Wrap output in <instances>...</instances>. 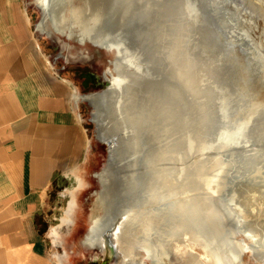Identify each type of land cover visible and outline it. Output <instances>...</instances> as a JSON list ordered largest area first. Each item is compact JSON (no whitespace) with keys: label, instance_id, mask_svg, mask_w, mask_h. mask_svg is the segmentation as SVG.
<instances>
[{"label":"rangeland","instance_id":"obj_1","mask_svg":"<svg viewBox=\"0 0 264 264\" xmlns=\"http://www.w3.org/2000/svg\"><path fill=\"white\" fill-rule=\"evenodd\" d=\"M21 1L30 18V25L38 45L43 54L49 59L52 67L59 70L62 75H69L70 79L77 85L78 90L76 91L78 93L84 94L101 89L104 84L103 79L107 75L106 68L108 65L110 66L113 54L89 42L81 44L75 38L68 39L65 35L57 33L53 28L47 33L38 32L35 29V23L40 17V9L35 0ZM135 1L137 4H133L131 11L146 10L147 21L144 22V25L149 27L154 15L153 10L157 6L156 0H145V3L144 0ZM159 1L162 5L161 28H164L168 38L166 47L168 51L172 48L171 53L174 54L175 64L178 63L176 65V70L179 73L176 81L178 91L176 92H179L177 94H180V96L178 95V99L176 97L178 108L175 119V122H179H174L173 127H171L172 125L169 123L171 121H166L164 128L169 130L166 132L164 129L167 135V137L164 135L165 138L162 141L164 143V154H162L163 157H158L157 161L160 163L161 168L174 166V170L172 169L170 174L165 172L164 175H168L170 179L175 178L177 187H163L158 190V193L152 190L148 196V202L139 208L138 215L141 214L139 218H142L145 209H155L165 202H172L176 199L177 201H186V204L185 202L183 204L182 201V204H180L181 202L178 201L180 209L181 207L184 210L190 208L189 212L191 214L193 209L200 210L202 214L199 212H196V214L203 215L204 221L201 220L202 217L199 216L200 219L197 217L198 214L197 216L194 214L196 210H193L194 215L192 214L191 219L196 216L198 218V220L196 219L197 224L189 219L190 216L184 215V217L181 214L180 217L186 220L182 218V221L179 220V226H181L179 236L162 238L156 246L153 243L151 247H138L139 254L131 260L122 259L120 264H264V128L262 127L264 125L261 124H264V118H262L263 120L258 118L264 115V0ZM121 3V0H114L110 10L116 13L121 8ZM104 17L106 18L105 21L98 25L108 34V32L115 29L113 27L118 19L109 18V16ZM139 17L141 19L143 15ZM135 22H139V20L133 21L131 25L127 26V30H124L125 33L123 32L124 35L121 36L122 32L119 29L115 30L114 33L118 37L121 36V41L128 42L129 49L135 55L131 59L133 63H139L142 72L149 74L146 57L142 50H138L139 45L135 44L139 42L140 36H143L142 31ZM211 41L212 45L210 44ZM192 44L194 49L190 48ZM214 44L217 47L220 45L219 48L222 47L223 50L217 48L216 51ZM207 45L209 46L207 47ZM210 45L214 46V53ZM185 46L188 47L187 52ZM223 46L226 47V51H224ZM209 49H212V51H209ZM220 51L223 53H220ZM225 52L226 56L224 55ZM194 53L200 55L196 56ZM193 57H197V59L206 57V59L197 61ZM222 69L224 70V76L221 75L220 77L216 73L222 74ZM230 69L232 70L229 71ZM225 70H228V74ZM229 74L230 76H228ZM189 76L191 77L189 78ZM216 76L219 78H216ZM220 78L221 80H218ZM188 89H191L192 93ZM179 90H183L184 94L190 92L189 94L186 93L189 98L183 93L181 96ZM195 91L200 92L197 94L198 96L195 95L194 97ZM222 93L225 94L223 100L221 99ZM185 96L188 102L190 100L189 103L192 106L186 103ZM216 96L218 98H215ZM236 98L239 100L237 101ZM191 99H194V102ZM234 99L236 101H233L232 106L235 104L236 107L235 105L232 107L230 103ZM215 100H217V104L214 103ZM182 101L183 103H181ZM237 102L242 103L241 107H238L240 104H236ZM226 103L229 104L228 107ZM77 104L80 121L87 133L86 163L82 170L84 183L76 184L75 176L69 174L68 177L64 178L65 184L61 185L60 190H58L63 195H60V199L53 202L52 223L54 228H50V239L54 241L52 251L56 254L66 249L71 264H114L113 261L107 260L105 256L101 257L97 248L91 249L81 242L91 220L97 215L102 217L104 214V203L99 191H106V185L104 182H100L93 175V172L102 166L106 146L96 138V127L91 120V106H89V103L79 99ZM187 104L189 107L184 106ZM182 106L187 109L193 108L192 110L188 109L192 115L185 117L186 114L190 115V113ZM181 108H184L187 112ZM228 108L227 111L229 112L227 113L226 109ZM235 108L238 112H235ZM194 113L196 114L194 115ZM193 115L196 119L192 117ZM121 118V131L127 136L126 138L129 137L131 141L135 140L131 142V146L139 160L137 171L141 173L142 167H144L142 165L148 164V160H145L148 158L147 154L149 153L146 145L147 134L149 133L151 138L155 133L151 134L153 132V130L151 131V125L143 122L144 117L141 115L134 114L130 116V119H126L128 117L123 115ZM101 119L102 125H106L109 119V112L106 108L102 111ZM252 119L260 122V124ZM180 120L184 121V126ZM248 122L249 124L253 122L254 126L253 124L248 126ZM188 123L189 125H187ZM179 125H182L183 129L187 126L188 130L184 129L186 133L181 131L183 129ZM180 128L181 130H178ZM236 130L240 131L237 132ZM247 132L248 134H246ZM179 133L183 136L180 137ZM133 135L135 137H132ZM144 137H146V141L143 139ZM142 140L146 144L142 143ZM171 140L174 141L175 148L172 149L173 151H170L169 146ZM162 142H160L161 145ZM145 154L146 156H143ZM154 162L152 164L149 161L148 166L152 164L153 167ZM119 168L120 163L117 169ZM114 169L112 167L110 171H114ZM116 180H109L108 184H114L117 182ZM181 180L182 182H180ZM199 199L201 202L204 201L203 204ZM193 200H198L200 204ZM187 201L193 204L187 203ZM206 201L213 209L205 203ZM196 207H200V209L198 210ZM183 209L181 210L184 211ZM207 210H210V213ZM191 214L188 213V215ZM65 217L67 219L63 221ZM209 217H211V220H209ZM183 222L193 224L191 227H194V224L195 226L198 225V223L204 227L200 228L198 225L195 228H199L190 231L187 223V226L181 225L184 224ZM202 222H205L204 225ZM211 223L213 225H209ZM205 224L213 226L211 229L214 230H211ZM214 227L220 229L216 231L218 236L220 234L219 238L215 233H211L212 231L215 232ZM207 230L211 232L209 233ZM204 233L206 234L203 235ZM60 236H64L65 243L63 246L55 241H58L57 238H60ZM149 237L156 238V230H151Z\"/></svg>","mask_w":264,"mask_h":264},{"label":"bare ground","instance_id":"obj_2","mask_svg":"<svg viewBox=\"0 0 264 264\" xmlns=\"http://www.w3.org/2000/svg\"><path fill=\"white\" fill-rule=\"evenodd\" d=\"M121 1H122L121 6H120L121 8H119V10H117L116 13H113L110 10V8H111V5L113 4L114 0H35L36 5L40 9L39 10L40 11V17H39V19H37V22H36V29L38 32L47 33L51 28H53L57 33L65 35L68 39L75 38L81 44H84L85 42H89L92 45L103 48L107 52H109V53L111 52L113 54V58L110 60L111 64H110V66L108 65L106 68L107 75L103 79V81H104L103 87L101 89H98V90L96 89L95 91H91V92L84 93V94L75 93V98L76 99H83V100H85L91 104L90 115H91V120L94 122L95 127H96V138H98L100 141L105 142L107 144L106 154L104 157L103 164H102V166H100V168H98V170H95L93 172V175L100 182H104V184L106 185V191H104V192L99 191L100 197L104 203L103 204V210H104L103 213L104 214L102 215V217L97 215L96 217H94L91 220L90 226H89L88 230L86 231V233L84 234V236L82 237L81 242L85 246L90 247L91 249L98 247L99 248L98 251H99L100 256L101 257H103V256L108 257L110 261L114 262V264H120L122 259H127V260L133 259V257L135 255L139 254L137 251L138 247H141V246L146 247V248L151 247L153 245V243H155V246H156V245H158L160 239H162V238L163 239L168 238V237L175 238L176 236H179V233H180L179 228L181 227V226H179V220H181V218L185 219L183 217H180L181 214H183V216L187 215V217L190 216L189 219H191L192 214L196 210V209H193L191 206V210L192 209L194 210V211L193 210L191 211V212H193L192 214L189 212L190 208L187 210H184L181 207V209L184 210V211H182L180 209L179 205L182 204V202H183V204H184V202L186 204V201L181 200L182 201L181 202L180 200H178L181 202L179 204L178 201L176 199H174L172 202H165V203L161 204L160 207H157L155 209H150V210L145 209L143 212V214H144L143 217L139 218V216L141 214L138 215V212H139L138 210L140 207H142L143 205H145L148 202V196L152 190H154L155 192L158 193V190L160 188H163V187L164 188L177 187V183L175 182V178L170 179L168 175H164L165 172L170 174L172 169L174 168V166L161 168L160 163H158L157 159H158V157L160 158V156L163 157L162 154H164V145H163L164 143L162 142V141H164V138H165L164 135H166L164 132V129L166 132L169 130V129L166 130V128H164V126H166V121L170 120L171 122H169V123H171V125L172 124L174 125V122L176 119V114H177L176 111L178 108L176 97L178 99V95L180 96V94H177L179 92H176V91H178L176 89V86H177L176 81H177L179 73L176 70V65L178 63L175 64L174 54L171 53L172 48H170V50L168 51L167 47H166L168 44L167 33L164 31V28H161L162 27V24L160 23V16H161V9H162L161 2L159 0H156L157 6L153 10L154 15L151 19L152 23H151V25H149V27H147L146 25H144V22L147 21L146 10L143 11V9H142V10L133 12V11H131V8L134 6L133 4H137V2L135 0H121ZM144 3H145V0H144ZM142 15H143V17L140 19L139 16H142ZM104 16H109V18L111 17L113 19H115V18L118 19V21L115 23V26L113 27L115 29L112 32H108V34L110 36L107 34L106 31L103 30V28L99 27V25H98L99 23L105 21L106 18ZM109 20H108V22H109ZM137 20H139V22H135V24L137 23V26L142 31L143 36L142 37L140 36V38L138 40L139 42H136L135 44L139 45L138 50H142L143 54L146 57L148 69H149V74H145L142 72L141 65L139 63H137V64L133 63V60H131V59H133L135 57V55L129 49L128 42L123 41V40L121 41V36L124 35V33H125L124 30H127V28H128L127 26L131 25L133 23V21H137ZM118 29H119V31L122 32L121 36L119 35V37L114 33L115 30H118ZM210 44L211 45L213 44L212 41L210 42ZM184 45H186V44H184ZM211 45H210V47L213 48L214 46L212 47ZM208 46L209 45H207V47ZM218 46L220 47V45H218ZM185 47L187 48L186 49V52H187L188 47L187 46H185ZM219 47L216 46L215 50L217 51V48H219ZM190 48H193V44L190 45ZM223 48L225 49L226 47L223 46ZM218 50H223V49L221 47ZM209 51H212V49L211 50L209 49ZM224 51H226V49ZM227 51H229V50H227ZM201 52H202V50H201ZM206 52H207V50H206ZM214 52L215 51L213 48V53ZM221 52L222 51H220V53ZM225 54H226V52L224 53V55ZM190 55L192 56V54H190ZM195 55H194V57H195ZM197 55H200V54H197ZM209 55H210V53H209ZM218 56H219V54H218ZM189 57H188V59H189ZM204 58L206 59V57H204ZM218 58H221V57H218ZM194 59L199 61V59H201V57H199V59H197V57ZM203 59H201V60H203ZM222 59H223V57H222ZM221 60H220V62L223 61V60L222 61ZM224 60H226V59H224ZM215 61H216V59H215ZM202 63H203V61H202ZM216 63H217V61H216ZM184 64H185V62H184ZM195 64H197V63L195 62ZM218 64H221V63H218ZM232 65H233V63H232ZM230 66H231V64H230ZM212 67H214V66H212ZM218 68H219V66H218ZM224 68H225V66H224ZM226 68H227V66H226ZM185 69H186V67H185ZM232 69H230L229 71H231ZM234 69H235V67H234ZM234 69H233V71H234ZM188 70H190V69H188ZM227 71H226V73L228 74ZM188 72H190V71H188ZM223 72H224V70L222 69V74H220V73H216V74H219V76L221 77V75L224 76ZM226 73H225V75H226ZM190 74H191V72H190ZM228 76H230V74ZM228 76H226V77H228ZM190 77L191 76H189V78ZM192 78H193V76H192ZM192 78H191V80H192ZM211 78H212V76H211ZM216 78H219V77L216 76ZM178 80H180V79H178ZM195 80L196 79L194 78V81ZM218 80H221V78ZM221 82H220V84H222ZM183 83H184V80H183ZM194 83H196V82H194ZM207 83H208V81H207ZM218 83H219V81H218ZM218 83H216V84H218ZM211 86H213V85H211ZM217 86H220V85H217ZM201 88H202V86H201ZM217 88H220V87H217ZM188 90L190 91L191 89H188ZM182 91H180L181 96L183 93ZM190 92H185V94L186 93L189 94ZM199 92L200 91H198V93ZM198 93L195 91L194 97ZM216 95H218V94H216ZM224 95L225 94L222 95V98H221L222 100L224 99L223 98ZM187 96L189 98V95H187ZM218 96H216L215 98H218ZM227 98H229V97H227ZM181 99H183V98L181 97ZM186 99H187V97H186ZM193 100L194 99H191V101H193ZM238 100L239 99H237V101ZM216 101L217 100H215L214 103L217 104ZM233 101H236V100L234 99V100L230 101L231 106L234 103ZM189 102H190V100H189ZM189 102L187 99L186 103H189ZM181 103H183V101ZM238 103L240 104L238 107H241L242 103L237 102L236 104H238ZM229 104H227V107ZM190 105L192 106L191 103H189V106ZM234 105L232 107H234ZM184 106L187 107L188 104L184 105ZM184 106H182V107H184ZM216 106L218 107V105H216ZM236 106L237 105H235V107ZM186 107H184V108H186ZM104 108H106L107 111L109 112V119H108L106 125H104V124L102 125V123H101V120H102L101 116H102V111L104 110ZM214 108H216V107L214 106ZM222 108H223V106H222ZM237 108H235V110ZM188 109H190V108H188ZM192 109L193 108H191L190 110H192ZM182 110L180 111L181 113H182ZM187 110L184 109V111H186V112H187ZM227 110H229V108L226 109V111ZM214 111H216V110H214ZM188 112H189V110H188ZM194 112H196V111H194ZM228 112L229 111H227V113ZM235 112H238V111L236 110ZM134 114L138 115V116L141 115L142 117H144L143 122L149 123L152 127L151 131L153 130V132L151 134L155 133L154 135H152L153 138L152 137L150 138L149 133L148 134L146 133L148 136L147 141L145 139L146 137H144L143 139H145L147 144H146V142H143V140H142V143L147 145V151L149 152L147 154L148 158L146 157L147 159H145V160H148V162H147L148 164H149V161L152 164H153V161H155V162H154L153 167H152V164H150L149 166H148V164L142 165L144 167H142L141 173H139L137 171V168H138L137 164H138L139 160L137 159V154L134 153V149L131 146V142L135 141V140L131 141L129 139V137L126 138L127 136H125L123 134L124 132L121 131L122 130V124H121L122 118L121 117L124 115V117H128L126 119H130V116H133ZM184 114H185V112H184ZM195 114L196 113H194V115ZM214 114H215V112H214ZM253 114H255V113H253ZM258 114H260V113H258ZM191 115H192L191 113H190V115L186 114L185 117L186 116L189 117ZM194 115L192 117L196 119V117H194ZM256 115H257V113H256ZM261 115H262V113H261ZM251 116L253 117V115H251ZM263 116L258 117V118L262 119V118H264ZM198 117H200V116H198ZM255 120H256V117H255ZM255 120H253V121H255ZM263 121H261V122H263ZM178 122L179 121H176L175 123H178ZM255 122L257 124L258 123L260 124V122H257V121H255ZM183 123H184V121H181V124L184 126L185 123L184 124ZM248 124H249V122H248ZM252 124H253V122L250 123L248 126H251ZM261 124L264 125L263 123H261ZM173 125L171 127H173ZM187 125H189V123ZM175 126H176V124H175ZM181 126L179 125V127H181ZM253 126H254V124H253ZM186 127L187 126H185L184 129ZM252 127H249V128H252ZM262 127L264 128V126H262ZM167 128H169V127H167ZM181 128L178 130H181ZM171 129H173V128H171ZM184 129L181 131H185V133H186V130H188V128H186V130H184ZM147 130H148V128H147ZM157 130H158V132H157ZM239 131H237V132H239ZM182 133L184 134V132H182ZM234 133H235V131H234ZM246 134H248V132ZM127 135H128V133H127ZM140 135H142V134H140ZM168 135H169V133H168ZM179 135H180V133H179ZM179 135H177L178 138L183 136V135H180V137H179ZM241 135H242V133H241ZM172 136H173V134H172ZM132 137H135V135H133ZM166 137H167V135H166ZM140 138H142V137H140ZM176 139H177V137H176ZM160 142H162V145ZM133 145H134V143H133ZM134 146H136V145H134ZM169 146H170V151L172 149L174 150V148H175L174 147V141L171 140V144ZM181 148H182V146H181ZM145 151H146V149H145ZM143 156H146V154ZM199 157H201V156H199ZM191 158H192V156H191ZM143 159L144 158H142V160ZM144 162H146V161H144ZM160 162H162V161H160ZM119 163H120V168L117 169ZM112 167L115 168L114 171H110V169ZM187 174L189 175L190 173H187ZM113 179H115V180L117 179L116 180L117 182H115L114 184H112V183L108 184V181L113 180ZM184 181H186V180H184ZM180 182H182V180ZM170 195H171V193H170ZM191 199H193V198H191ZM200 199H203V198H200ZM200 199H199V201L201 202ZM190 201H187V203H189ZM196 201L198 202V200H196ZM196 201H194V202H196ZM200 202H198V203L200 204ZM203 202H201V204H203ZM190 203H192V202H190ZM198 203H197V205H198ZM205 203L207 204V201ZM207 205L211 206L209 203ZM196 208H198V210L200 209V207H196ZM208 208H210V207H208ZM211 208H212V206H211ZM207 211L210 213V210H207ZM181 212H183V213H181ZM196 212H199L202 214V212H200V210L199 211L196 210L194 214H196ZM188 213L191 215H188ZM197 214H196V216H197ZM199 216L202 217L201 220L204 217L203 215L201 216L200 214H198L197 217L199 218ZM197 217L195 218V220H194V218L191 220L196 222V219L198 220ZM103 218H105V219H103ZM209 220H211V217H209ZM181 221H180V223H182ZM202 221H204V219ZM183 223L184 224H181V225H186L187 222H183ZM204 223H203V225H204ZM196 224H197V222H196ZM187 225H188V228L190 231H193L194 229L199 228V227L195 228L196 226L199 225V223L196 226L194 224V227H191V225L193 226V224H190L189 222L187 223ZM209 225H213V224L211 223ZM209 225L205 224V226H207V227ZM203 227L204 226H202V225L200 226V228H203ZM209 227L211 229V227H213V226H209ZM185 229H187V228H185ZM218 229H216L215 232H213V231L212 232L210 231V232L215 233V235H217L216 231H218ZM151 230H156V234H157L156 238L149 237V232ZM211 230H214V229L212 228ZM207 232H209V231L207 230ZM206 233H204L203 235H205ZM212 235L214 236V234H212ZM219 236H220V234H219ZM219 236L217 238H219Z\"/></svg>","mask_w":264,"mask_h":264},{"label":"crops","instance_id":"obj_3","mask_svg":"<svg viewBox=\"0 0 264 264\" xmlns=\"http://www.w3.org/2000/svg\"><path fill=\"white\" fill-rule=\"evenodd\" d=\"M76 90L43 54L22 1L0 0V264L72 263L52 251L50 228L64 178L84 183Z\"/></svg>","mask_w":264,"mask_h":264},{"label":"water","instance_id":"obj_4","mask_svg":"<svg viewBox=\"0 0 264 264\" xmlns=\"http://www.w3.org/2000/svg\"><path fill=\"white\" fill-rule=\"evenodd\" d=\"M89 103V102H88ZM89 105L91 106V104L89 103ZM102 143H104L105 144V146L107 147V144L105 143V142H102ZM106 147H105V150H106ZM97 249H99L98 247H97ZM104 257V256H103ZM105 258L107 259V260H109V258L108 257H106L105 256Z\"/></svg>","mask_w":264,"mask_h":264}]
</instances>
